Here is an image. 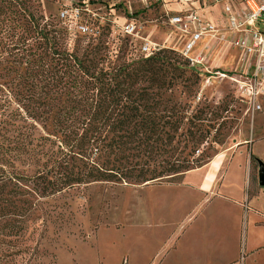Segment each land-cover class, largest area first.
<instances>
[{
  "label": "trees",
  "instance_id": "trees-1",
  "mask_svg": "<svg viewBox=\"0 0 264 264\" xmlns=\"http://www.w3.org/2000/svg\"><path fill=\"white\" fill-rule=\"evenodd\" d=\"M34 2L0 0V72L25 70L8 87L19 99L12 119L20 124H8L17 139L0 146V264L12 257L1 250L5 242L19 240L21 221L35 216L33 193L181 180L213 158H195L211 136L209 110L192 114L189 104L206 79L201 70L170 49L123 63L101 42L71 53L67 29L53 20L43 25ZM5 51L10 68L1 64ZM179 87L188 102L175 96Z\"/></svg>",
  "mask_w": 264,
  "mask_h": 264
},
{
  "label": "rangeland",
  "instance_id": "rangeland-1",
  "mask_svg": "<svg viewBox=\"0 0 264 264\" xmlns=\"http://www.w3.org/2000/svg\"><path fill=\"white\" fill-rule=\"evenodd\" d=\"M34 1L32 6L44 18L43 25L53 20L67 29V47L71 53L77 46L85 48L101 42L108 46L113 62L134 61L132 39L124 36L119 27L128 21L140 27L141 39L178 53L185 48V45L178 46L175 38L179 33L169 25V16L175 12L166 9L171 4L180 5L179 0L171 3H167L169 0ZM63 12H71L70 22L62 20ZM140 38L136 39L137 44L143 42ZM201 45L205 43L198 44L191 57L202 50ZM171 56L183 63L177 54ZM4 59L1 64L8 67L12 61L10 52L5 51ZM216 63L223 71L231 72L237 61L219 57ZM24 72V67L17 65L12 66L9 77L0 72V146L17 139L8 124L12 121L20 124L19 118L12 119L17 110L20 112L19 99L11 96L8 87ZM185 91L179 87L175 96L188 102ZM194 91L189 103L191 113L209 110L204 124L211 127L210 138L198 148L195 158L206 160L210 156L212 162L220 156L223 160L212 194L179 188L184 186L188 173L181 180L142 186L94 184L49 198L33 193L34 221H21L19 240L8 238L5 242L1 250L12 254L5 258V264L225 263L223 255L228 254L231 238L224 251L215 239L226 233L236 215L228 201H235L244 209L240 216L243 251L246 229L253 222L261 221L253 217L254 209L264 211V188L259 186L257 161L264 163V144L257 143L264 140V103L263 112L250 111L236 96L235 84L227 80L211 85L204 80L198 82ZM255 232L261 240L263 230Z\"/></svg>",
  "mask_w": 264,
  "mask_h": 264
},
{
  "label": "built area",
  "instance_id": "built-area-1",
  "mask_svg": "<svg viewBox=\"0 0 264 264\" xmlns=\"http://www.w3.org/2000/svg\"><path fill=\"white\" fill-rule=\"evenodd\" d=\"M165 0H157V2ZM222 8L224 22L220 26L204 20L197 11L188 10L197 4L195 0H179L185 9L169 16V25L179 35L190 37L180 53L192 68L201 70L206 84L223 82L235 84L236 96L249 110L263 112L264 103V0H210ZM71 12H63L61 18L69 21ZM71 16V15H70ZM70 22V21H69ZM121 33L132 39L131 48L135 60L148 59L159 52L161 46L139 37L140 27L133 21L119 26ZM143 40L137 44L136 39ZM205 42L204 48L195 57L191 54L196 46ZM236 51L237 64L231 72L213 66L217 50Z\"/></svg>",
  "mask_w": 264,
  "mask_h": 264
},
{
  "label": "crops",
  "instance_id": "crops-1",
  "mask_svg": "<svg viewBox=\"0 0 264 264\" xmlns=\"http://www.w3.org/2000/svg\"><path fill=\"white\" fill-rule=\"evenodd\" d=\"M171 1L173 0H169L167 1V3H171ZM195 1L197 2V4L193 6V8H190L188 10L197 11L199 15L206 21H213L220 26L223 24L224 16L221 6L214 5L210 0ZM166 9L168 12L177 13L183 11L185 8L180 5L171 4L169 6H166ZM175 40L176 42H178V46H183L190 40V37H183L181 35H178ZM203 48L204 46L201 45V49ZM214 57L212 61L213 66H220L218 65V63H216V60L219 57H222V60L224 61H228L231 58L237 61L238 53L236 51L223 52V50L220 48L216 51ZM259 142H262V144H264V140H260L257 143ZM257 143L252 146L253 150ZM222 162V158H220V156H217L208 166L188 173L185 177L184 186L179 188L189 187L191 188L189 191H194L195 193H206L207 195L212 194L221 175L223 166ZM216 197L217 196H215L213 199H215ZM228 203H230V205L234 207L236 215L232 218L230 228L226 230V233L220 234V237H217V239H215L217 243L219 242V248L223 249L222 251H224L229 245L228 238H231L229 242L231 246L228 249V254L223 255L226 259H224L225 263L222 262L221 264H264V211L254 209L255 212H253L252 214L253 217L261 218V221L253 222L251 227L248 226V228L246 229V243L245 248L242 251L241 244L243 222L241 221L240 216L242 217L244 209L242 210L241 205L235 201H228ZM259 229L263 230L261 240L256 236L255 232ZM228 231L229 233H227Z\"/></svg>",
  "mask_w": 264,
  "mask_h": 264
},
{
  "label": "water",
  "instance_id": "water-1",
  "mask_svg": "<svg viewBox=\"0 0 264 264\" xmlns=\"http://www.w3.org/2000/svg\"><path fill=\"white\" fill-rule=\"evenodd\" d=\"M259 163V186L264 188V163L257 160Z\"/></svg>",
  "mask_w": 264,
  "mask_h": 264
}]
</instances>
